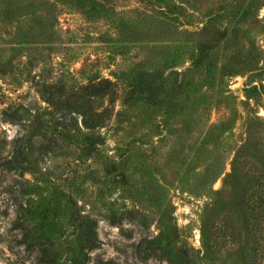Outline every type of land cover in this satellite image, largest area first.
<instances>
[{
  "label": "rangeland",
  "instance_id": "1",
  "mask_svg": "<svg viewBox=\"0 0 264 264\" xmlns=\"http://www.w3.org/2000/svg\"><path fill=\"white\" fill-rule=\"evenodd\" d=\"M102 77L103 125L46 98ZM246 160L264 0H0V264H247L222 229Z\"/></svg>",
  "mask_w": 264,
  "mask_h": 264
},
{
  "label": "trees",
  "instance_id": "2",
  "mask_svg": "<svg viewBox=\"0 0 264 264\" xmlns=\"http://www.w3.org/2000/svg\"><path fill=\"white\" fill-rule=\"evenodd\" d=\"M116 83L107 77H102L75 89L67 90L63 85H60L56 90L57 95L53 93L46 98L63 112L79 113L85 126L96 127L103 125L105 120L110 118L111 110L108 106L98 110L92 105V101L97 98H105L111 103L116 94ZM233 175L237 179L238 212H236L237 214L230 212L222 218V229L234 242L241 239L243 234L245 262L261 264L258 257H264V168H260L256 161L246 160L237 170L233 167ZM85 225L78 233L80 238L78 240L86 248L92 249L97 246L93 222L88 220ZM96 264L120 263L108 260L99 261Z\"/></svg>",
  "mask_w": 264,
  "mask_h": 264
}]
</instances>
